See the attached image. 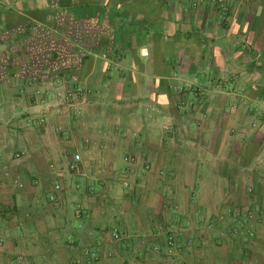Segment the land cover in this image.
Masks as SVG:
<instances>
[{"label": "crops", "instance_id": "1", "mask_svg": "<svg viewBox=\"0 0 264 264\" xmlns=\"http://www.w3.org/2000/svg\"><path fill=\"white\" fill-rule=\"evenodd\" d=\"M226 1L0 0V264H264V0Z\"/></svg>", "mask_w": 264, "mask_h": 264}, {"label": "built area", "instance_id": "2", "mask_svg": "<svg viewBox=\"0 0 264 264\" xmlns=\"http://www.w3.org/2000/svg\"><path fill=\"white\" fill-rule=\"evenodd\" d=\"M206 3L207 4L209 3L217 7L222 12H225L227 10L226 0H194L193 6L198 7ZM92 94H93V91L89 89L87 86L79 85L74 90H68L67 92H65V94L59 93L58 95L61 98V100L64 102V104H66L67 106H73V107L77 106L79 112H81L86 102L87 97H89ZM49 96H50V93L48 91L40 90L36 92V97L40 98V100L43 103L48 99ZM126 161L129 163H134L135 159L133 157H127ZM81 163H82V156L80 154H75L74 158L68 162V170L71 173H79ZM19 186L23 188V184H20ZM124 187L125 188L131 187V183L129 180H124ZM56 189L60 191L62 190V186L57 185ZM229 213L235 218H237L238 220L242 218V215L240 214V212L230 211ZM249 218L253 219L254 217L253 215L250 214ZM238 223L240 225L236 226L232 231V235L234 237H238L242 235L243 227H241V224H242L241 220ZM248 235L251 238L255 237L254 231H250ZM113 238L115 240H121L123 238L121 231H119L118 229H115L113 231ZM3 243H4V240L0 239V247L3 246ZM193 246H194L193 240H187V242H185L184 239L178 235H169L167 238L166 255L168 257L179 256V255H182L187 249L193 248ZM94 247H95L94 249L88 248L85 250V255L87 257L88 264H96V263L101 262L103 242L101 240H98ZM154 252L160 254L161 249L159 247H155ZM109 255L112 256L113 254L111 253Z\"/></svg>", "mask_w": 264, "mask_h": 264}, {"label": "rangeland", "instance_id": "3", "mask_svg": "<svg viewBox=\"0 0 264 264\" xmlns=\"http://www.w3.org/2000/svg\"><path fill=\"white\" fill-rule=\"evenodd\" d=\"M185 252L181 258L171 257L172 261L169 260L168 264H230V258H233V252L227 247L213 250L207 245L200 247L194 245L192 249Z\"/></svg>", "mask_w": 264, "mask_h": 264}, {"label": "trees", "instance_id": "4", "mask_svg": "<svg viewBox=\"0 0 264 264\" xmlns=\"http://www.w3.org/2000/svg\"><path fill=\"white\" fill-rule=\"evenodd\" d=\"M82 215V214H81Z\"/></svg>", "mask_w": 264, "mask_h": 264}]
</instances>
